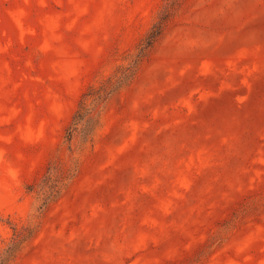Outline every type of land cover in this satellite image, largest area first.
<instances>
[{
    "label": "rangeland",
    "instance_id": "374dc122",
    "mask_svg": "<svg viewBox=\"0 0 264 264\" xmlns=\"http://www.w3.org/2000/svg\"><path fill=\"white\" fill-rule=\"evenodd\" d=\"M0 264H264V0H0Z\"/></svg>",
    "mask_w": 264,
    "mask_h": 264
},
{
    "label": "trees",
    "instance_id": "16d2710c",
    "mask_svg": "<svg viewBox=\"0 0 264 264\" xmlns=\"http://www.w3.org/2000/svg\"><path fill=\"white\" fill-rule=\"evenodd\" d=\"M162 31V25H156L155 29H153L147 37L146 44L144 45V49H147L153 42L157 39L158 35ZM145 51V50H144Z\"/></svg>",
    "mask_w": 264,
    "mask_h": 264
}]
</instances>
